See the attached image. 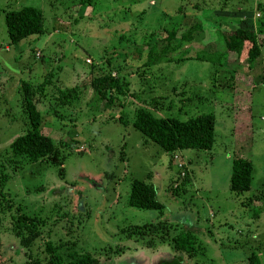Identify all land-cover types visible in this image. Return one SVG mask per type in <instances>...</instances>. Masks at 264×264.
<instances>
[{
  "label": "rangeland",
  "instance_id": "rangeland-1",
  "mask_svg": "<svg viewBox=\"0 0 264 264\" xmlns=\"http://www.w3.org/2000/svg\"><path fill=\"white\" fill-rule=\"evenodd\" d=\"M80 3L0 0V47L10 48L0 53V264H47L53 246L63 255L90 253L101 263L169 262L177 258L169 243L154 237L149 246L151 236L133 233L157 219L173 223L174 233L197 228L205 248L198 258L178 257L182 264H243L253 251L264 264V43L250 70L234 52L225 53L221 41L214 55L222 64L217 69L197 60L198 53L210 50L204 43L208 33L183 44L174 56L190 59L167 65L162 77L158 65L140 67L150 45L173 26L182 31L198 21L252 25L261 33L264 0H93L89 8ZM23 6L42 10L46 32L11 44L5 14ZM104 74L128 86L110 107L90 85ZM48 77L36 106L44 116L41 131L52 138L61 161L11 163L9 144L28 128L21 83L33 86ZM71 87L80 90L78 98L60 103L57 97ZM138 107L182 121L213 112V147L166 153L133 128ZM237 114L241 128L234 123ZM174 153L187 171L177 187ZM236 156L254 166L251 187L241 194L229 189ZM133 179L154 185L163 215L127 203ZM17 214L27 215L38 231L29 250L13 234L11 215Z\"/></svg>",
  "mask_w": 264,
  "mask_h": 264
},
{
  "label": "trees",
  "instance_id": "trees-1",
  "mask_svg": "<svg viewBox=\"0 0 264 264\" xmlns=\"http://www.w3.org/2000/svg\"><path fill=\"white\" fill-rule=\"evenodd\" d=\"M91 3V0H81L79 7H85L88 4L91 5ZM204 23L195 22L182 31H179V26H173L172 29L167 31V35L163 40H157L150 45L140 67L148 68L158 65V75L162 77L163 73L160 70H165L167 65L183 63L185 60L190 59L186 56H174L175 53L178 54V51H181L183 44L193 41L198 33H208L210 39L204 43L209 44L210 50L198 53L195 56L197 60L207 61L214 66V69H217L222 64L214 55L218 52L219 46H221L218 42L221 41L223 42L225 53L234 52L241 66L247 63V68H252L256 59L261 55L260 46L264 43V31L261 30V33H258L252 25L230 28L226 24L219 27V25L215 24L206 26L208 23ZM5 24L11 44L18 43L32 35H43L46 32L43 12L33 6H23L17 10L7 11ZM259 27L264 29V17ZM137 51L140 55L141 50ZM105 63L107 65L110 63L111 65L109 60H106ZM120 79L111 74H104L95 79L90 85L97 96L105 99L106 105L110 107L115 101V97L125 93L124 88L128 87L122 78ZM50 81L48 77L43 82L33 86L26 81L21 83V107L27 116L28 128L9 144L7 154L11 153L9 160L11 163H15L14 159L17 158L25 159L30 163L49 158V163H55V165L61 161L52 138L41 131L44 116L36 106L38 92L43 90L46 83L50 84ZM79 91L76 87L66 88L57 99H59L60 103H71L67 97L72 99L76 96L78 98ZM53 112L55 113L54 110ZM215 125L216 117L213 112L201 113L182 121L176 117H156L143 107L136 109L132 120L134 129L157 144L166 153L185 149L210 150L215 141ZM253 169L254 166L250 159L243 156L233 157L229 180V189L232 193L241 194L250 189ZM184 170V176L181 177L180 173H178L174 180L175 187L187 178L186 168ZM146 178L148 179V177ZM127 203L138 209L157 211L159 215H163L165 211L164 205L157 199L154 185L146 180L133 179L131 181ZM11 217L15 221L14 236L19 239L20 246L29 250L33 240L38 235V231L28 225L27 215L17 214L15 216L11 215ZM136 227L134 234L151 236L147 245L153 246L151 239L158 237L162 239L161 241L165 240L169 243L176 251L177 258L169 262H159L158 264H182L183 262L181 263L179 258L183 254L188 258H193L195 255L198 258L197 251L202 250L203 247L205 248L198 241V237L195 234L197 229L195 226L182 228L177 233H174L175 226L173 223L157 219L154 222H145ZM130 235L128 233V236ZM168 236H171L169 240ZM49 250H52V254L48 257L47 264H112L101 263L96 257L87 252L84 254L66 252L63 255L60 251L55 252V246L50 247ZM243 264H261L259 254L255 251L249 253L247 261Z\"/></svg>",
  "mask_w": 264,
  "mask_h": 264
},
{
  "label": "crops",
  "instance_id": "crops-1",
  "mask_svg": "<svg viewBox=\"0 0 264 264\" xmlns=\"http://www.w3.org/2000/svg\"><path fill=\"white\" fill-rule=\"evenodd\" d=\"M65 1H73V0H65ZM92 1H93V0H91V2H92ZM91 4H92V3H91ZM87 7L89 8V7H91V5H86L84 8H87ZM224 24H225V23H224ZM44 34H45V33H44ZM49 35H51V34H49ZM3 50H4V53H5V52H10L9 45L5 46L4 48H1V47H0V53H1ZM2 54H3V53H2ZM2 54H0V55H2ZM2 57H3V55H2ZM14 58H15V57H14ZM14 58H13V59H14ZM3 59H4V58H3ZM246 69H247V68H246ZM248 69H249V68H248ZM248 69H247V70H248ZM249 70H250V69H249ZM249 70H248V71H249ZM238 71H239V70H238ZM238 71H233V73H234V78L237 77L238 74H236V73H237ZM261 78H263V76H261V77L258 78V79H261ZM252 85H253V84H252ZM254 87H255V86H252V89H253ZM237 102H238V101H237ZM246 115H247V114H245V117H246ZM238 117H239V114L236 115V122H234V121H233V122L237 125V127L241 128L242 125H240V123L237 121V120H240V119H238ZM241 117H243V116L241 115ZM262 118H263V117H262ZM262 118H261V120H263ZM229 119H230V122H232V119H231L230 117H229ZM233 119H234V118H233ZM247 119H248L249 121H250V120L252 121V114H250L249 117H248ZM263 121H264V120H263ZM226 122H227V120H225V121L223 120V121L220 122V124H219V126L222 128V131H224L223 128L225 127V125H227V127H228V124H227ZM216 126H217V121H216V125H215V127H216ZM234 129H235V128H234ZM230 130H231V129H230ZM230 135H231V134H230ZM179 151H180V150H179ZM175 152H178V151H175ZM174 154H175V153H174ZM182 156H183V155H182Z\"/></svg>",
  "mask_w": 264,
  "mask_h": 264
},
{
  "label": "built area",
  "instance_id": "built-area-1",
  "mask_svg": "<svg viewBox=\"0 0 264 264\" xmlns=\"http://www.w3.org/2000/svg\"><path fill=\"white\" fill-rule=\"evenodd\" d=\"M173 157L175 159V165L177 166V170L180 173V176L181 177L184 176V174H185V170H184L185 165H184V163L181 162V160H178V156L177 155H174Z\"/></svg>",
  "mask_w": 264,
  "mask_h": 264
},
{
  "label": "clouds",
  "instance_id": "clouds-1",
  "mask_svg": "<svg viewBox=\"0 0 264 264\" xmlns=\"http://www.w3.org/2000/svg\"><path fill=\"white\" fill-rule=\"evenodd\" d=\"M246 65H247V64H246ZM174 155H176V154H174ZM174 155H173V156H174ZM182 161H183V160H182Z\"/></svg>",
  "mask_w": 264,
  "mask_h": 264
}]
</instances>
